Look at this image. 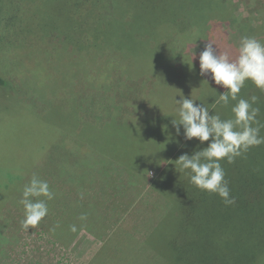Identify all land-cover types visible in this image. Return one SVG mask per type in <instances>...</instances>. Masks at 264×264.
<instances>
[{
  "label": "trees",
  "instance_id": "1",
  "mask_svg": "<svg viewBox=\"0 0 264 264\" xmlns=\"http://www.w3.org/2000/svg\"><path fill=\"white\" fill-rule=\"evenodd\" d=\"M109 1L95 0L91 6L111 17V42L118 44L112 49L110 38L103 40L110 24L99 22L97 45L109 41L96 50L97 46L93 56L102 72L111 71V90L91 97L84 84L79 120L85 132L64 146L69 154L67 171L38 170V177L55 193L39 224L54 229L65 241L73 239L81 224L95 234L108 216L107 203L109 235L101 239L88 264H264V144L251 147L231 164L221 161L230 198H234V203L226 205L218 195L195 187L188 175L179 171L175 160L185 153L192 155L208 142L185 140L182 128L177 136L172 124L178 119L173 98H189L201 81L211 86L213 95L209 97L202 87L194 103L204 104L210 115L231 117L236 101L220 108L218 95L225 89L216 85L210 74L200 75L199 55L192 50L204 48L213 27L237 23L249 37L264 35V0H248L251 6L256 5L252 11L242 5H246L243 0L238 4L234 0ZM244 7L249 11L246 16ZM90 9L82 10L84 30ZM145 16L151 23L144 21ZM164 32L167 38L162 40ZM102 62L111 65L102 67ZM115 74L127 75L124 94L120 92L123 82L113 81ZM97 85L101 87L99 82ZM242 90L259 98L253 106L260 108L257 119L264 136V92L251 81H246ZM83 103H89L85 111ZM102 106L108 114L98 117L95 110ZM109 123L107 141L103 127ZM153 147L156 153L151 155ZM228 170H234L229 178ZM30 177L19 182L20 174H14L2 184V201L7 204H0V218L4 216L1 237L10 234L15 223L9 209L17 219L24 218L19 201ZM92 192L95 196L83 199ZM57 210H62V217L56 215ZM72 225L75 232L70 230ZM108 252L112 254L106 259L103 256Z\"/></svg>",
  "mask_w": 264,
  "mask_h": 264
},
{
  "label": "rangeland",
  "instance_id": "2",
  "mask_svg": "<svg viewBox=\"0 0 264 264\" xmlns=\"http://www.w3.org/2000/svg\"><path fill=\"white\" fill-rule=\"evenodd\" d=\"M94 1L1 2L0 76L4 80V84L0 85L1 206L7 204L2 201L5 199L2 184L6 185V182H3L13 179L11 177L14 174H20L19 182H25L24 177L40 176V169L51 173L53 168L60 174L67 171L69 154L64 146L69 141L79 140L85 132V129L81 131L82 123L79 120L84 84L88 88V96L94 97L99 91L110 93L111 71L102 72L98 67V60H94L96 50L109 41L97 45L99 22L110 24L105 27L103 40L110 38L112 49L118 44L111 42V17L104 11L99 13L92 8ZM101 1L107 4L111 2ZM243 1L246 5L241 4L248 6L249 11L255 10V4L251 6L250 1ZM234 2L238 4L239 0ZM89 9L90 16L85 20L87 27L84 30L82 10ZM249 11L244 7L242 14L246 16ZM144 21L151 23L152 20L146 17ZM244 28L242 24L237 23L213 27L210 29L209 41L215 44L218 54L228 52L235 58L241 40L248 36ZM161 36L162 40L167 38L166 32L161 33ZM252 37L264 43V35L256 33ZM203 50L204 48L195 46L192 51L200 55ZM109 65L111 62H102V67ZM113 77V81L123 82L120 92L124 94L127 89V75L115 74ZM97 82L101 87H98ZM206 85V82L201 81L191 88L189 98L196 100L202 87L209 97L212 96L213 89L210 85L206 88ZM240 98L250 97L242 90L238 99ZM87 106L89 103H83L84 111ZM92 106L94 107L93 103ZM222 106L221 104L220 108ZM105 110L103 106L99 110L96 109V116L107 115ZM103 128H106L104 139L110 141V123ZM98 130L99 128L94 129V135ZM108 150L110 151V148ZM150 152L151 155L156 153L154 147ZM233 171L228 170L226 177L232 176ZM7 192L10 193L9 190ZM83 196L87 201L88 197L95 195L92 192ZM104 209L108 211V216L104 212V225H100L95 234L85 231V224H81L78 232L76 231L73 239L69 241H65L60 233L52 231L49 226L38 224L24 228V218L17 219L19 216L9 209L8 215L14 216L10 218L12 223H15L11 225L10 234L6 232V236H0V264H88L98 251L101 239L109 235V204L106 203ZM56 215L62 217V210H57ZM3 219L4 216L1 215L0 220ZM126 223L129 226V223ZM111 254L112 252H108L103 257L109 259Z\"/></svg>",
  "mask_w": 264,
  "mask_h": 264
},
{
  "label": "clouds",
  "instance_id": "3",
  "mask_svg": "<svg viewBox=\"0 0 264 264\" xmlns=\"http://www.w3.org/2000/svg\"><path fill=\"white\" fill-rule=\"evenodd\" d=\"M199 72L202 76L210 74L212 81L225 89L218 95V103L224 106L230 101L236 103L231 107V117L222 119L219 114L210 115L208 107L202 103L195 104L196 100L192 98H173L178 105V119L172 120L177 136L181 134L182 128L185 140L195 138L200 144L208 142L192 155H180L175 164L179 171L188 175L191 184L202 191L218 195L228 205L234 203V198H230L221 161L226 160L231 164L251 147L264 144L257 119L260 108L253 106L259 98L253 95L249 99H237L246 81H251L264 92V43L246 36L233 58L228 52L218 54L215 44L208 41L199 55ZM54 196L48 182L33 175L24 186L19 201L24 209L22 226L27 229L38 225L48 214L47 201L54 199ZM80 219L86 217L81 216ZM70 230L75 232L76 226L72 225Z\"/></svg>",
  "mask_w": 264,
  "mask_h": 264
}]
</instances>
